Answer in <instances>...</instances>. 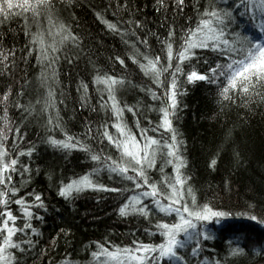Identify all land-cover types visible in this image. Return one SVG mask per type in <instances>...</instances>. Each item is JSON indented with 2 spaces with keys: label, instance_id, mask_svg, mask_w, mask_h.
Here are the masks:
<instances>
[{
  "label": "trees",
  "instance_id": "16d2710c",
  "mask_svg": "<svg viewBox=\"0 0 264 264\" xmlns=\"http://www.w3.org/2000/svg\"><path fill=\"white\" fill-rule=\"evenodd\" d=\"M209 2L184 0L180 7L173 0H163L167 7L162 8L158 0H49L56 35L52 39L46 35L45 41L49 45L55 41L59 49V58L51 67L37 61L35 55L25 56L28 47H34L31 33L37 31L36 24L29 19L26 35L23 16L0 23V53L8 54L7 60L0 55V128L8 136L4 142L8 158L18 160L12 176L13 184L20 189L12 195L8 207L17 217V228L25 227L26 221L37 229L31 232L25 228L14 234L20 247L8 251L13 264H101L100 258L93 256L101 250L99 245L113 251L132 246L134 241L159 243L163 239L157 221L169 223V219L155 209L150 198L141 199V204L149 208L147 217L119 214L120 206L139 192L109 170L110 161L105 157L116 160L117 153L107 139H100L102 126L112 119L110 109L101 105L111 86L118 106L133 109L123 112V122L134 133L137 121L141 127L159 125L171 70L161 74L160 86L152 77V69L146 74L140 64L146 63L145 56H160L158 67L166 66L162 41L169 28L175 36L173 51L179 52L182 38L186 39L183 30L196 26L200 11ZM218 6L231 7V0L218 2ZM108 23L115 24L116 29H109ZM258 24L259 15L250 20V14L244 15L241 7L234 12L231 30L261 38L264 33ZM48 27L47 19L41 16L40 31L47 32ZM61 35L65 38L59 44ZM145 38L146 43H140ZM193 51L197 55L181 62V71L176 73L173 90L177 104L169 116L172 130L166 133L161 128L148 134L170 140L174 133L182 158L180 173L186 177L183 190L191 189L197 204L207 203L229 215L200 222L205 235L186 240L179 252L187 254L185 261L192 264H264V224L259 222L264 220V95L249 99L237 93L222 99L219 78H214L216 82H188L189 71L210 76L208 69L222 59L211 49ZM117 56L123 64L115 59ZM98 77H115L118 82L109 85ZM5 91L9 93L6 101ZM108 131L115 136L113 127ZM13 137H18L15 143ZM49 137L65 143L80 141L91 151L56 146ZM93 154L100 155L101 160L92 161ZM25 164L27 172L22 168ZM161 165L164 176L175 174L173 165L158 158L148 175L160 191H166L159 182ZM85 174L92 182L119 191L82 189L66 197L59 194L62 185ZM36 193L43 207L30 199ZM18 196L31 205L28 217L15 202ZM253 215L257 220L250 218ZM178 235L184 239L183 233ZM197 239L201 248L193 254ZM234 248L243 251L232 252Z\"/></svg>",
  "mask_w": 264,
  "mask_h": 264
},
{
  "label": "snow or ice",
  "instance_id": "6c2138e0",
  "mask_svg": "<svg viewBox=\"0 0 264 264\" xmlns=\"http://www.w3.org/2000/svg\"><path fill=\"white\" fill-rule=\"evenodd\" d=\"M162 8L167 5L163 0H158ZM175 4L182 7L184 0H173ZM218 2L223 0H210L209 4L203 7L197 17V24L194 28L184 29L186 39L182 38L179 44V52L174 53L172 41L175 39L174 32L171 28L167 33V38L162 41L163 50L166 52L167 65L158 67L160 56L153 59L144 57L146 63H141L140 68L147 74L149 69H152V77L157 85L163 86L160 79L161 74L171 70L172 78L168 82V88L165 92L166 102L160 111L161 123L155 128L151 124L149 127H141L139 121L136 122L137 131L134 133L131 128L123 122V112L133 111L128 105L123 107L118 106V102L113 94L114 89L110 86L107 89V100L101 105L106 109H110L112 119L109 123H105L103 132L99 133L100 139H107L117 153V159L113 160L111 156L105 157L110 161L109 170L113 174H118L122 181L130 182L132 187L139 192L138 196H130L128 201L122 204L119 208V214L126 216L129 213H140L144 216L149 215V208L141 204V199L144 197L150 198L155 206V209L161 213H174L175 220L173 223H166L163 219L157 221V229L163 236L159 243L133 242L132 246L124 248H115L113 251H108L103 245H99L100 251L94 252L95 258H100L101 264H192L191 260L185 261V255H180L179 250L185 247L186 240L192 239L194 236L199 238L205 235L200 222L210 221L214 217L221 218L228 216V213L215 211L209 204L204 203L199 205L196 202V197L191 189L187 192L183 190L184 180L179 169L182 158L178 155V147L175 141V134L170 140H159L154 135H149V131H159L161 128L165 132L172 130V125L169 120L170 112L175 109L176 92L173 90L176 85V73L181 71L180 64L185 60H190L197 55L193 48L211 49L216 53L221 60H216L213 67L208 69L209 75L198 73L196 70L187 73V81L194 80H211L216 82L214 78H219V83L223 85L219 95L223 98H228L231 95L239 93L241 97L247 96L249 99L264 95V36L256 38L253 36H242L239 32L231 30L234 12L241 7L244 8V15L250 14V20H254L259 15V24L257 25L261 33H264V0H231V7H219ZM199 7V6H198ZM30 13V17H29ZM23 16L25 21L26 35L28 34L29 19L36 24L37 31L31 33V43L34 47H28L25 56L35 55L37 61L41 63L47 62L51 67L56 63L58 57V44L53 41L49 45L45 41V36L52 39L56 33L52 31L53 27V10L49 0H0V23L3 20H9L13 17ZM44 16L48 21L47 32L40 31V17ZM135 23L138 25L140 21ZM109 29H116V25L107 24ZM63 28V26H61ZM247 30V29H245ZM66 32L67 29L65 28ZM64 36L61 35L59 44L63 43ZM195 38V39H194ZM74 40L75 38L72 37ZM140 43H146L141 40ZM135 47V45H133ZM4 59H8V54L0 53ZM121 64L124 63L119 56L115 57ZM215 59V57H214ZM175 61V68H173ZM139 63V61H137ZM55 73L53 72V81ZM98 80H103L105 84H115V77H98ZM82 88H87V85H81ZM49 92L48 96L51 97ZM9 93L5 91L3 97L6 98ZM155 97V93H153ZM103 98V97H102ZM18 108L21 105H16ZM4 122L7 124V110L5 109ZM53 120L49 117V123ZM58 126V125H57ZM109 126L115 129V136L109 133ZM90 134V131H89ZM18 137H13L15 143ZM22 139V137H20ZM71 140V138H68ZM8 140L3 128H0V261L3 264H13L12 258L8 256L10 248H19L20 243L14 240V234L24 232L25 228H30L31 232H36L37 229L31 227L25 221V227L17 228V217L8 207L11 203L12 195L17 194L18 189L13 184L12 173L17 171L18 160L8 158V149L5 148L4 142ZM52 144L56 146L63 145L65 148H77L90 152L91 147L87 144L77 141L76 143H65L61 140H53L49 137ZM166 149V153H165ZM31 151V150H29ZM17 156L22 153H16ZM162 159L168 165L173 167L174 175L164 176L163 165L160 167L161 179L160 183L166 186V191H160L157 188L156 182H150L149 171L152 170L157 160ZM90 159L95 162L101 160L100 155L93 154ZM215 161H213L214 163ZM104 165L101 164V167ZM23 171H28V165L22 166ZM95 173V169L92 170ZM89 174H85L77 180L69 181L67 185H62L59 188L61 196H68L73 190L80 191L82 189H104L108 191H119V189H109L107 186L99 185L88 178ZM190 198V202H189ZM30 199L34 200L37 205L43 207L40 202V194L36 193ZM164 199L168 203H164ZM16 204L21 205V210L25 217L31 213V205L24 199L23 196H18ZM252 220H257L255 215L250 217ZM264 224V220L259 221ZM183 233L184 239H181L178 234ZM210 238V237H207ZM55 239V237H53ZM30 243V242H29ZM201 245L197 241L195 247H192L193 254L198 253ZM243 251L242 249H232V252ZM104 257L114 258L113 260H105ZM15 264H19L18 261ZM67 264V261L64 262Z\"/></svg>",
  "mask_w": 264,
  "mask_h": 264
},
{
  "label": "rangeland",
  "instance_id": "374dc122",
  "mask_svg": "<svg viewBox=\"0 0 264 264\" xmlns=\"http://www.w3.org/2000/svg\"><path fill=\"white\" fill-rule=\"evenodd\" d=\"M263 36H264V34H263ZM175 165H173V167H174ZM74 191V190H73ZM144 198H146V197H144ZM167 200V199H166ZM165 203H168V200H167V202H165ZM165 215H167V217H168V219H169V223H173L174 222V220H175V214L174 213H164ZM171 214V215H170ZM113 260V259H112Z\"/></svg>",
  "mask_w": 264,
  "mask_h": 264
},
{
  "label": "bare ground",
  "instance_id": "6f19581e",
  "mask_svg": "<svg viewBox=\"0 0 264 264\" xmlns=\"http://www.w3.org/2000/svg\"><path fill=\"white\" fill-rule=\"evenodd\" d=\"M165 203V201H163Z\"/></svg>",
  "mask_w": 264,
  "mask_h": 264
}]
</instances>
